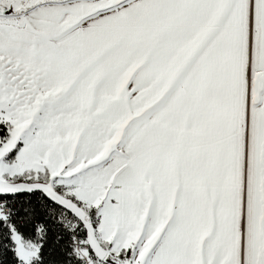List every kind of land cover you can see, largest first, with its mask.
Wrapping results in <instances>:
<instances>
[{
	"label": "snow or ice",
	"instance_id": "6c2138e0",
	"mask_svg": "<svg viewBox=\"0 0 264 264\" xmlns=\"http://www.w3.org/2000/svg\"><path fill=\"white\" fill-rule=\"evenodd\" d=\"M0 264H264V0H0Z\"/></svg>",
	"mask_w": 264,
	"mask_h": 264
}]
</instances>
